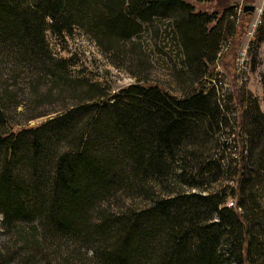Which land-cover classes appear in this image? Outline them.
I'll list each match as a JSON object with an SVG mask.
<instances>
[{"label":"trees","instance_id":"obj_1","mask_svg":"<svg viewBox=\"0 0 264 264\" xmlns=\"http://www.w3.org/2000/svg\"><path fill=\"white\" fill-rule=\"evenodd\" d=\"M228 14L210 25L214 16L186 0H0V55L14 62L0 66V85L48 76L84 93L66 112L14 129L8 87L0 92V215L7 226L35 225L23 252L74 244L93 252L90 264H264V111L249 101L233 157L220 137L228 107L201 77L232 33L223 26ZM154 19L174 26L182 66L198 72L182 96L140 83L106 95L74 77L46 42L47 30L65 36L78 26L115 54ZM221 173L234 183L209 188ZM134 195L147 204L127 206ZM68 247L63 253H78ZM61 252L49 251L47 264H67Z\"/></svg>","mask_w":264,"mask_h":264},{"label":"rangeland","instance_id":"obj_2","mask_svg":"<svg viewBox=\"0 0 264 264\" xmlns=\"http://www.w3.org/2000/svg\"><path fill=\"white\" fill-rule=\"evenodd\" d=\"M186 1L194 6L195 11H206L214 16L210 25L217 24L218 19L221 20L227 11L229 13L224 17L223 26H230V28L232 26V33L227 32L221 39L219 52L210 64L211 74L201 77L205 79L204 85L213 86L218 98L223 99L222 101L228 107L227 116L230 126L226 127L225 131H221L220 137L225 138L224 142L228 144L232 156L236 158L238 150L241 151L243 145L239 130L241 114L252 99H257L260 109L264 111V40L257 41V36L264 28V0ZM248 3L256 6L253 13L243 11V5ZM173 28V25H169L162 19H154L151 23L142 24L141 31L133 36L130 42L124 45L121 41L116 46L115 54H105L93 37L78 26L65 36L53 35L50 30H47L46 42L53 57L72 64L74 77L97 83L102 90H105L106 95L119 92L131 83H140L159 85L172 94L182 96L189 85L197 84L198 72H188L182 66L180 62L182 54ZM10 59L5 54H1L0 66L11 68L14 62ZM24 66L20 64L15 71H24ZM20 73L22 77L24 74ZM26 78L24 80H27ZM24 80L18 81L17 84L9 80L10 85H0V92L8 87L11 95L5 102L12 99L9 102V114L13 123L16 124L14 129L38 126L57 113L66 112L79 100L77 96L80 89L55 85L48 76L42 77L34 86L26 85ZM80 93L84 95L83 92ZM14 102H17L16 106ZM63 145H65L64 142H61L58 148L60 149ZM64 148L66 147L63 146ZM228 160H231L230 154L225 153V158L221 162L228 164ZM225 176L221 173L217 180L211 181L207 186L217 188L220 184L232 185L235 176L232 175L230 178ZM129 199L130 201L126 200L129 204L127 206L132 205L133 208H141L148 202L142 196L136 195ZM228 200L227 205H232L231 200L234 202V199ZM123 203L124 201L111 204L110 207L117 209ZM2 219L0 215V264H47L44 257L51 256L49 251L52 252L54 248L62 251L61 257L67 258V264L75 263L72 259L73 255L82 264L95 261L93 252H87L86 247L82 245L78 247L79 245L74 244L72 247L65 244L51 246L50 249H43L38 256L33 257L35 251L28 253L29 251L26 250L23 252V249L26 245L24 239H31V236L35 234V225L20 222L7 226ZM40 228L39 225V230ZM67 247L77 248L78 253L73 252L70 255L69 252L63 253ZM49 259L52 260L51 257ZM52 264H54L53 261Z\"/></svg>","mask_w":264,"mask_h":264},{"label":"water","instance_id":"obj_3","mask_svg":"<svg viewBox=\"0 0 264 264\" xmlns=\"http://www.w3.org/2000/svg\"><path fill=\"white\" fill-rule=\"evenodd\" d=\"M256 9V6L254 4H245L243 6L244 12H253Z\"/></svg>","mask_w":264,"mask_h":264}]
</instances>
